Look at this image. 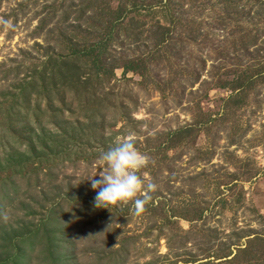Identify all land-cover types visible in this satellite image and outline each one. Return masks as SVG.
I'll return each mask as SVG.
<instances>
[{
  "label": "rangeland",
  "instance_id": "374dc122",
  "mask_svg": "<svg viewBox=\"0 0 264 264\" xmlns=\"http://www.w3.org/2000/svg\"><path fill=\"white\" fill-rule=\"evenodd\" d=\"M135 1L0 0V264H264V79L235 82L264 0H170L159 45L166 7ZM127 138L157 186L139 216L87 180Z\"/></svg>",
  "mask_w": 264,
  "mask_h": 264
},
{
  "label": "clouds",
  "instance_id": "9594fccd",
  "mask_svg": "<svg viewBox=\"0 0 264 264\" xmlns=\"http://www.w3.org/2000/svg\"><path fill=\"white\" fill-rule=\"evenodd\" d=\"M0 24L12 27L11 22L3 18H0ZM149 162L150 157L139 151L131 138L118 140L115 146L101 151L97 164L102 170L87 178L93 189H99L94 206L108 208L109 205L131 202L132 214L141 215L150 200V193L157 188L146 175L142 178L139 174ZM97 175L101 178L95 179ZM0 219L7 223L10 219L8 211L0 212Z\"/></svg>",
  "mask_w": 264,
  "mask_h": 264
},
{
  "label": "trees",
  "instance_id": "16d2710c",
  "mask_svg": "<svg viewBox=\"0 0 264 264\" xmlns=\"http://www.w3.org/2000/svg\"><path fill=\"white\" fill-rule=\"evenodd\" d=\"M95 1L96 0H88L87 4L94 5ZM108 1L109 0H106V4H107ZM117 1L121 2L119 4V6H118V8H119L121 6V4L124 2V0H117ZM127 1H129V0H127ZM160 3H161L160 6L166 7L167 14L170 16L169 17V22L170 23L162 24V23H156L155 22L154 26H155V30H156V34H157V35H155L156 37L154 36L156 38V40L154 41L155 45H159V43L161 41H163L166 38V36L168 34H170V31L173 29L172 23L175 20V16L172 15L171 12L169 14V10H171L172 4H170V0H166V2H161V0H152V1L150 0V1H147L146 4L142 5V6L151 7L154 4L159 5ZM96 6L99 9L100 8L103 9V7H104V6H99L98 4H96ZM138 7H141V4L136 3L135 0H130V8L129 9L135 10ZM97 8H96V11H97ZM110 21L112 22L111 19H110ZM193 29H195L194 25H191V26L187 25V31L189 32V36L194 35ZM191 33H192V35H191ZM257 37H258V34L255 33V32L249 33L248 35L242 37L243 43L241 45V50H242L241 52H243V54L252 55L253 59H258V61H257L258 67L252 66L249 69L250 66H248L246 64L242 69H240V70L238 69V71L246 72V76L242 80H236L235 81L236 82V86L239 89H244L246 87L247 83L253 82L254 81L253 78L255 76H261L262 77L261 79H264V63L263 64L259 63V60H260L259 59V50H260V48L254 46V48L252 50H250V51L248 50L249 46L254 45L255 40L257 39ZM261 48H263V47H261ZM232 50H236V49L232 48ZM85 51H86L85 48H78L75 45H73V47L70 48L69 53L74 54V53H81V52H85ZM220 51H221V53L224 52V50H220ZM220 51L217 53V55H219V56L222 55L220 53ZM196 78H197V75L194 77V79H196ZM221 84L223 85V83H221ZM185 130H186V126L177 127L176 129H174V130H172L171 132H168V133H170V134L172 133V134L176 135L177 133H182L183 131L185 132ZM209 262L210 261H208V264H209ZM206 263H207L206 260L200 261V264H206Z\"/></svg>",
  "mask_w": 264,
  "mask_h": 264
}]
</instances>
